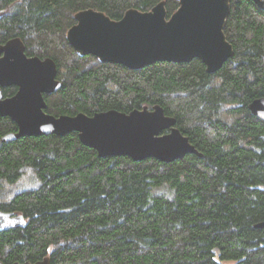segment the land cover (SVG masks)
Listing matches in <instances>:
<instances>
[{"label":"trees","instance_id":"trees-1","mask_svg":"<svg viewBox=\"0 0 264 264\" xmlns=\"http://www.w3.org/2000/svg\"><path fill=\"white\" fill-rule=\"evenodd\" d=\"M161 2L168 18L179 8V0H0V44L20 38L28 57L57 65L62 88L45 96L48 114L159 105L203 155L171 164L99 158L77 133L2 143L18 128L0 118V210L27 221L0 233L1 263L264 264V229L255 228L264 221V122L249 110L264 98V11L231 0L224 33L234 56L215 74L199 59L131 71L82 57L67 41L81 11L119 21Z\"/></svg>","mask_w":264,"mask_h":264},{"label":"water","instance_id":"water-1","mask_svg":"<svg viewBox=\"0 0 264 264\" xmlns=\"http://www.w3.org/2000/svg\"><path fill=\"white\" fill-rule=\"evenodd\" d=\"M250 1L264 11V0ZM230 13L231 0H179L170 18L165 2L149 12L131 9L119 21L89 9L75 15L67 41L82 57L93 56L131 71L199 59L208 74H215L234 56L224 33ZM57 75L55 61L28 57L20 38L0 44V118H9L18 128L5 135L2 143L77 133L82 145L95 150L99 158L129 157L137 163L155 159L171 164L188 155L203 157L177 128L176 119L159 105L129 114L115 110L93 116L48 114L45 96L62 88ZM12 87L17 88L16 94L5 97L3 91ZM249 110L264 122V98L254 100ZM26 225L24 216L0 210V233ZM255 228L264 229V221ZM14 264H51V260Z\"/></svg>","mask_w":264,"mask_h":264},{"label":"rangeland","instance_id":"rangeland-1","mask_svg":"<svg viewBox=\"0 0 264 264\" xmlns=\"http://www.w3.org/2000/svg\"><path fill=\"white\" fill-rule=\"evenodd\" d=\"M29 184H30L29 182H25V184L24 185H20V187H18V189L24 188L25 185H29ZM221 264H234V263H221Z\"/></svg>","mask_w":264,"mask_h":264}]
</instances>
